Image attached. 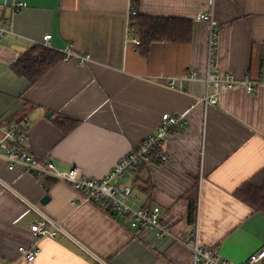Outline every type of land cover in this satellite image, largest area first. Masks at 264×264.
<instances>
[{
  "label": "crops",
  "instance_id": "crops-1",
  "mask_svg": "<svg viewBox=\"0 0 264 264\" xmlns=\"http://www.w3.org/2000/svg\"><path fill=\"white\" fill-rule=\"evenodd\" d=\"M13 0H0V21L9 22ZM17 35L0 42V118L27 119L28 150L60 170L103 178L145 137L164 113H185L183 132L170 134L165 163L151 162L130 175L131 202L158 208L177 237L198 228L199 241L237 264L264 248V212L237 196L244 184H264V86L222 94L216 106L195 105L200 81L184 90L168 77L191 69L206 74L212 12L219 21L217 69L238 79L264 72V0H134L140 13L190 19L188 43L152 42L142 52L129 31L131 0H17ZM51 33V49L89 54L62 59L32 84L11 63ZM78 125L64 131L54 120ZM0 264H192V252L153 230L137 231L127 220L95 202L78 203L84 192L52 175L40 176L0 158ZM49 200L42 203V199ZM77 201V204L74 203ZM192 206L196 207L194 216ZM56 221V237L38 241L31 224ZM39 246L30 262L24 251ZM264 264V263H262Z\"/></svg>",
  "mask_w": 264,
  "mask_h": 264
},
{
  "label": "built area",
  "instance_id": "built-area-1",
  "mask_svg": "<svg viewBox=\"0 0 264 264\" xmlns=\"http://www.w3.org/2000/svg\"><path fill=\"white\" fill-rule=\"evenodd\" d=\"M23 3L13 0L11 3V16L9 22L0 21V42L6 35H17L14 28L15 13L23 7ZM137 12L134 0H131L128 17ZM201 18L209 25L208 34V62L204 76L196 70L179 76L168 77L170 86L184 90L185 81H200L204 84V93L194 95L195 105H203L206 109L216 106L222 94L244 88L248 92H254L264 86V72L257 79H238L231 72L220 73L217 69V51L219 46V21L212 12H204ZM52 34L47 33L37 44L51 47ZM135 44H140L139 37H133ZM64 59L76 57L81 63L92 60L89 54H78L71 49L63 51ZM28 124V121L26 122ZM187 115L185 113H164L155 129V132L145 137L135 148L127 153L105 177L97 179L82 175L77 168L60 170L52 161L41 162L27 148L30 140L28 125L22 122H12L0 118V158L5 160L10 167L22 166L30 172L38 175H52L70 183L76 190L84 192L85 197L78 203L95 202L106 205L114 214L125 218L129 226L137 231L153 230L162 239L172 238L174 241L188 247L192 252V264H237L229 259L221 258L218 249L206 247L199 241V232L195 230L186 238L177 237L172 227L163 220L161 211L158 208L136 207L131 202L134 190V179L130 178L131 173L139 165L150 164L157 158L161 163L169 160L170 155L166 150L167 140L172 133L183 132L187 126ZM0 182L10 191L18 194L27 204L31 203L20 195L15 189L0 179ZM74 203L77 204V201ZM38 209L34 204H29ZM45 220L31 224L30 229L38 241L45 237H56L62 227L48 217ZM40 253L39 246L24 251L23 256L30 262L36 260ZM264 263V248L253 253L246 261L239 264H262Z\"/></svg>",
  "mask_w": 264,
  "mask_h": 264
},
{
  "label": "trees",
  "instance_id": "trees-1",
  "mask_svg": "<svg viewBox=\"0 0 264 264\" xmlns=\"http://www.w3.org/2000/svg\"><path fill=\"white\" fill-rule=\"evenodd\" d=\"M136 10V14L131 16L129 31L132 35L140 38L141 43L139 46L142 52L145 53L151 43L155 41L173 43H188L191 41L193 31L192 20L146 15L140 13L137 6ZM62 57L63 54L61 52L36 44L19 54L11 63V67L17 76L27 78L34 84L58 63ZM26 122L27 119H24L22 123L27 124ZM54 122L67 132L75 128L79 123L78 120L68 117H58ZM154 161L161 163L157 158L153 159L152 162ZM146 165H139L131 175L142 170ZM236 193L239 198L264 212V184L258 185L254 182H249L239 188ZM102 206L108 208L106 205ZM195 210L196 207L192 206V216H194Z\"/></svg>",
  "mask_w": 264,
  "mask_h": 264
},
{
  "label": "water",
  "instance_id": "water-1",
  "mask_svg": "<svg viewBox=\"0 0 264 264\" xmlns=\"http://www.w3.org/2000/svg\"><path fill=\"white\" fill-rule=\"evenodd\" d=\"M49 196H45L43 199H42V203H45V202H47L48 200H49Z\"/></svg>",
  "mask_w": 264,
  "mask_h": 264
}]
</instances>
